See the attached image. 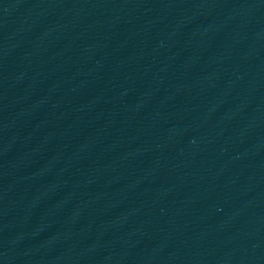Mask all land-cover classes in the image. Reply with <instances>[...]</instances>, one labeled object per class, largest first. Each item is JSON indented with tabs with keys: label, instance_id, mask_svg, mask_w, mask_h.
I'll return each instance as SVG.
<instances>
[{
	"label": "water",
	"instance_id": "obj_1",
	"mask_svg": "<svg viewBox=\"0 0 264 264\" xmlns=\"http://www.w3.org/2000/svg\"><path fill=\"white\" fill-rule=\"evenodd\" d=\"M0 264H264V0H0Z\"/></svg>",
	"mask_w": 264,
	"mask_h": 264
}]
</instances>
